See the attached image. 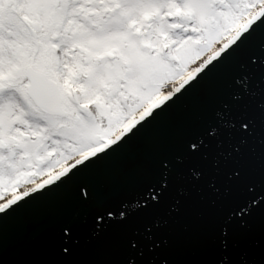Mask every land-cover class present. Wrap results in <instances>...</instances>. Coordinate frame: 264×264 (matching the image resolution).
I'll use <instances>...</instances> for the list:
<instances>
[{"label":"snow or ice","instance_id":"1","mask_svg":"<svg viewBox=\"0 0 264 264\" xmlns=\"http://www.w3.org/2000/svg\"><path fill=\"white\" fill-rule=\"evenodd\" d=\"M0 264H264V0H0Z\"/></svg>","mask_w":264,"mask_h":264}]
</instances>
